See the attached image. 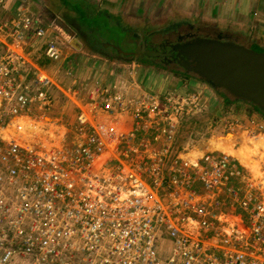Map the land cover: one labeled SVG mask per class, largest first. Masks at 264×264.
<instances>
[{"label":"built area","instance_id":"built-area-1","mask_svg":"<svg viewBox=\"0 0 264 264\" xmlns=\"http://www.w3.org/2000/svg\"><path fill=\"white\" fill-rule=\"evenodd\" d=\"M27 1L0 17V111L35 124L54 110L55 79L29 70L31 56L62 61L79 47L51 37ZM73 88L72 136L32 147L0 137V264H264V182L231 156L183 160L173 145L201 95L175 90L159 102L102 84L80 103Z\"/></svg>","mask_w":264,"mask_h":264},{"label":"rangeland","instance_id":"rangeland-1","mask_svg":"<svg viewBox=\"0 0 264 264\" xmlns=\"http://www.w3.org/2000/svg\"><path fill=\"white\" fill-rule=\"evenodd\" d=\"M67 2H63V0H28L27 3L36 15L42 18L44 23L46 22V25L58 24L61 26L62 24L66 28L61 27L62 34L66 36H71L70 34L72 32V36L78 41L77 46L79 50L84 45L93 50L99 49L97 51L98 54L96 53L97 55L83 50L85 56L82 60H77L75 63L68 62L69 64L65 62L69 66L71 64L77 66L79 70L77 73L82 77L84 82H79L83 84L82 90L79 89L80 86L78 87V85L73 88L74 91L78 90V100L80 103L89 99L95 86L103 84V78H110V81L115 83L113 79L118 76L123 79V83L119 89L130 86L129 91H123V95L127 97L129 95V97L137 96L142 99L150 97L157 98L159 102H162V97L169 91L178 90L180 93L197 92L202 98V111L194 115H188L187 113L181 114L178 124V137L173 144L178 149V156L183 158V160L195 161L197 158L199 160L209 152L219 154L227 153L229 156L235 158L228 152L212 147L213 145L211 143L219 142L221 139H230V141L236 143V147H241V145L243 147L246 138L259 134L264 135V114L257 112L253 104L241 100L237 101L233 96H230V99L231 101L235 100V103H227L215 88L201 80L197 75L184 72L177 63L169 62L170 64L165 69H161L156 65L149 66L138 62L136 63L132 53L122 54L123 59L112 57L113 55H121V51L125 52L124 48L128 50L132 49L131 51L135 50L137 44L141 42V39L146 40L150 47L163 51L161 47H166V50L170 49L171 43L176 41L180 35L187 36L193 33L203 37H215L216 35L222 34L226 37L229 35V31H236V28L240 26L235 16L242 13L235 14V11H233L234 7L229 8V11L231 9L230 16H233V19L229 20L226 17L224 22H222L220 17L221 13L219 14L221 3L217 2L218 5L215 0H67ZM89 5H95L96 7H102L107 10L110 13L109 15L115 18L111 22L112 24L119 23L118 19H120L126 27L130 26L132 29L125 32V34H123L124 32H120L123 35L118 36L114 32H111L112 34L109 33L110 30H106L104 26H102L104 29L102 27H100L101 29L91 28L79 16L87 11L85 8H90ZM79 10H82L81 13ZM229 11H227V14H229ZM252 25L246 27L255 29L256 27ZM71 26L76 30L80 29V31H74ZM242 27L246 30L245 25H242ZM78 33L82 35V42L78 38L79 36L77 37L79 35ZM91 34L93 35L91 36ZM95 36L97 39L98 37L102 39L100 41L99 39L95 40ZM103 40L113 42L116 48L110 47L109 43L103 44ZM253 49L260 50L258 47H254ZM70 52H72L71 55H76L77 50L66 51V53ZM135 52L137 51L135 50ZM156 62H159V60H156ZM124 63L127 65L136 63V65L131 66L130 69H124L119 66L123 69V72L119 73L121 69L117 67ZM84 66L87 68H83ZM186 76L189 77L187 78ZM124 89L126 90L128 88ZM54 100V109L58 113L62 112L60 113L64 118L62 122L65 123L64 125L66 127L53 126L51 129L56 134L62 135V137L63 135L69 134L72 136L73 130L71 128L76 121L78 105L64 91H54ZM21 118L26 122L24 125L32 123L27 117ZM121 118L123 121L132 124L133 117L121 115ZM172 118L175 120V116ZM177 119L178 117H176ZM14 120H12V117L5 110L0 111V137L4 136L8 139H14L18 143L29 147L35 146L41 141L47 143L45 137L39 140L36 139L40 134L42 136L49 135L48 132H43L46 128L44 119L33 117L36 126L42 132L31 133L29 138L26 137V140L18 136L20 129H17V127L16 129L13 128L14 125L12 124ZM171 121L166 120L163 123L169 126L168 123ZM117 124L116 128L120 129L123 122L118 121ZM7 134L12 136L9 138ZM200 164H203L201 160ZM245 169L247 173H252L251 176L253 177V172L248 167H245ZM167 198H169L168 195ZM234 209L228 207L224 209V212H232L235 211ZM230 218L236 220L237 215H231ZM170 249V244L163 242L161 251L168 253Z\"/></svg>","mask_w":264,"mask_h":264},{"label":"water","instance_id":"water-1","mask_svg":"<svg viewBox=\"0 0 264 264\" xmlns=\"http://www.w3.org/2000/svg\"><path fill=\"white\" fill-rule=\"evenodd\" d=\"M136 51L137 56L155 58L177 52L178 62L188 71L213 88L258 106L264 113V51L241 44L232 37L200 35L191 38L180 35L171 43L170 52L149 48L146 41L138 44Z\"/></svg>","mask_w":264,"mask_h":264},{"label":"crops","instance_id":"crops-1","mask_svg":"<svg viewBox=\"0 0 264 264\" xmlns=\"http://www.w3.org/2000/svg\"><path fill=\"white\" fill-rule=\"evenodd\" d=\"M210 1H214V0H210ZM215 2H216V4H218L217 2L221 3L219 14L221 13L220 17H221L222 22H224V19L226 17L229 20L233 19V16H230V12H231V9L229 11L230 7H232V8L234 7L233 11H235V14L236 13H242L240 15L235 16V19H237V21H239L238 22V24H240L239 28H236V31H229V32H228V30H229L228 29L227 32L229 33V35L226 36V38L232 37L235 41L242 43V44H244V41H246L244 45H247V46L252 47V48L258 47V48H260V50H258V51H264V0H219V1L215 0ZM189 4H190V2H189ZM18 5H21L20 0L10 1L8 3V10L4 9V8H2L0 10V17L5 16V15L15 14L16 13V7L18 8ZM218 5H217V7H218ZM40 8H41V6H40ZM236 9H240V10H236ZM36 10H37V8H36ZM227 11H229V14H227ZM35 15H36V13H35ZM36 16H38V15H36ZM39 18L44 23L42 18L41 17H39ZM241 24L245 25V27L251 26L253 24L252 26H255L256 28L255 29H251V28L249 29V27L248 28L246 27V30H244ZM47 26H48V31L50 32L49 34H51V37H54V36L65 37V35L62 34L63 32H62L61 27H64L62 24H61V26L58 24H54L52 26L47 24ZM70 35H72V32ZM220 35H222V34H220ZM78 36H80V35H77V37ZM78 38L80 39L81 42L83 41L81 36ZM82 45H83V43H82ZM39 47H40V44L37 47V49H39ZM83 50H87V51L93 53L94 55L96 53L98 54L97 50H93L92 48H88L87 46L84 45L82 49L77 51L76 55H71L72 52L66 53V56L64 57V59L62 61H54V60L46 58L42 54L38 55V56L34 55L37 52L40 53L43 51V50H37L31 56V60L28 63L27 68L29 70L33 71L34 73L37 72L38 70L48 71L50 73V75L55 79L54 80L55 81L54 91H70L69 89L73 86L75 87L76 85H78V87L80 86L79 89L82 90L83 84H81V83H84V82L82 80V77H80L79 74L77 73L79 71L77 66H74L72 64L69 66L66 63H68V62L75 63L77 60H79V61L82 60V58L85 56L84 55L85 53H83ZM126 53L127 52H125L123 55H126ZM73 57H74V59H73ZM112 57H114V55ZM44 62H45V64H44V66H42V63H44ZM136 63H137V61H136ZM136 63H134V64L131 63L130 65H127L125 63L120 64V65H118L117 68L118 69H121V68L130 69L131 66L136 65ZM92 65L95 66L94 64H92ZM83 68H87V67L84 66ZM122 70L123 69H121V72H119V73H122L123 72ZM33 72H31V74H33ZM117 76H118V74H117ZM102 80H103V82H102L103 85L116 86L117 88L120 87L123 83V79L120 76L115 77L113 79L115 83H112V81H110L111 80L110 78L109 79L103 78ZM74 81L77 82L76 85L74 84ZM79 82H81V83H79ZM84 86H86V85L84 84ZM90 87H92V86H90ZM76 91H78V90H76ZM60 113H62V112H60ZM60 113H58V111H56L54 109L52 112H50L45 117L44 125L46 128H45V130H43V132L44 131L46 133L48 132L49 135H46V136L43 135L42 136L40 134V135H38V137H36V139L39 140L40 138L43 139L44 137L51 139L54 137L55 140H57V141L62 140V138L65 135H63V137H62V135L56 134V132L55 131L53 132L51 129L53 126H56V127H64L65 126L66 127V125H64L65 123L62 122V120L64 119L62 117L63 115H61ZM36 116L39 117L38 115H36ZM16 119H19V118H16ZM16 119H15V121H16ZM15 121H14V123H16ZM59 122L60 123L62 122L63 124L62 123L56 124ZM124 125H125L124 126L125 128L132 126L130 123L124 124ZM122 128H123V125H122ZM67 131H68V129H67ZM198 189H201V186H199Z\"/></svg>","mask_w":264,"mask_h":264},{"label":"bare ground","instance_id":"bare-ground-1","mask_svg":"<svg viewBox=\"0 0 264 264\" xmlns=\"http://www.w3.org/2000/svg\"><path fill=\"white\" fill-rule=\"evenodd\" d=\"M15 122L20 124V127H19L20 132H19V134L18 133L17 134L23 140L24 139L26 140V137L29 138V135L32 132H34V133L42 132V130L38 126H36V124H34L33 122L30 124L24 125V124H26V122L22 118H19ZM13 125H14L13 128L16 129V127H17L16 124H13ZM7 135L9 138H10V136H12L9 134H7ZM211 144L213 145L212 147H215L216 149H220L224 152H228V153L232 154L235 158L238 159V161L244 167H246V168L248 167L250 169V171L253 172V177H255L258 180L264 181V135L263 134H259V135H256L254 137L246 138L243 147H242V145H241V147H236V143L235 142L233 143L232 141H230V139H228V140L221 139L219 142H215V143H211ZM215 148L214 149L212 148V149L216 150ZM225 155H228V154L226 153Z\"/></svg>","mask_w":264,"mask_h":264},{"label":"trees","instance_id":"trees-1","mask_svg":"<svg viewBox=\"0 0 264 264\" xmlns=\"http://www.w3.org/2000/svg\"><path fill=\"white\" fill-rule=\"evenodd\" d=\"M63 2H67V0H63ZM67 4H68V2H67ZM73 7H74V5L73 4H71ZM90 6V5H89ZM76 9H78V8H76ZM89 9V10H88ZM85 10H87L85 13H82L81 15H79L80 16V18L81 19H83L84 21H85V23H87V24H89V26H91V28H95V29H97V28H99V29H101L100 27H102V26H104V28L106 29V30H110V32L109 33H116V34H118V36L119 35H123V34H125V32H128L129 30H131L132 28L129 26H127L126 27V25H124V23L123 22H121V20L120 19H118V22L119 23H114V24H112L111 22L115 19L114 17H112V15H109L110 13L107 11V10H105L104 8H102V7H96L95 5L93 6V5H91L90 6V8H85ZM81 11L82 10H79V12L81 13ZM116 21V20H115ZM72 27V26H71ZM73 29H74V27H72ZM103 28V27H102ZM103 28V29H104ZM75 31H80V29L79 30H76V29H74ZM120 32H124L123 34H121ZM93 33H95L94 31H93ZM111 33V34H112ZM79 35H80V33H78ZM93 34H91V36H92ZM81 36V38H82V35H80ZM79 36V37H80ZM90 38V37H89ZM95 38V40H98L99 39V41L102 39V38H100V37H98V39L96 38V36L94 37ZM85 40V39H84ZM104 41V40H103ZM105 43H109V45H110V47H113V48H116L115 46H114V44H113V42H111V41H104L103 42V44H105ZM102 45V44H101ZM94 48H96V47H94ZM97 51L99 50V49H96ZM132 50V49H131ZM130 49L128 50V49H126V48H124V51L125 52H130V53H132V55L134 56V60L135 61H137L138 63H140V64H145V65H149V66H151V65H156V66H159V68H161V69H165L170 63L167 61V60H165L164 58H159V57H149V56H147V55H138V56H135V53H134V50L133 51H131ZM100 51H102V50H100ZM119 53V52H118ZM117 54V53H116ZM114 58H118V59H123V56H122V53H121V55L120 54H118V55H114ZM156 60H159V62H156ZM44 64H45V62L44 63H42V66H44ZM180 66V65H179ZM199 77V76H198ZM200 78V77H199ZM201 80H203V81H205L204 79H202V78H200ZM206 83H208L207 81H205ZM209 84V83H208ZM217 90V92H218V94L219 95H221L225 100H226V102L227 103H229V104H231V103H235V100H232L231 101V99H230V95L229 94H227V93H225V91H222V90H219V89H216ZM236 100L238 101V100H241V101H245V102H247L246 100H243V99H237L236 98ZM252 104V103H251ZM254 108H255V110L257 111V112H259V113H261V114H264L261 110H260V108L258 107V106H256V105H254Z\"/></svg>","mask_w":264,"mask_h":264},{"label":"flooded vegetation","instance_id":"flooded-vegetation-1","mask_svg":"<svg viewBox=\"0 0 264 264\" xmlns=\"http://www.w3.org/2000/svg\"><path fill=\"white\" fill-rule=\"evenodd\" d=\"M196 35H198V34H189V35H187L186 36V38H191L192 36H196ZM219 36H222L223 38H226V37H224L223 35H216L215 36V38H218ZM178 40V39H177ZM144 40L143 39H141V42H139L138 44H140V43H142ZM138 44H137V46L136 47H138ZM147 45H148V43H147ZM148 47H150L149 45H148ZM171 47V46H170ZM137 49V48H136ZM161 49H163V51H168V52H170V50H171V48L170 49H168V50H166L167 48L166 47H161ZM130 53V52H129ZM173 53V55L171 56V55H169V56H164V57H159V58H164V59H167V61L168 62H174V63H177L178 65H180V67L182 68V70L184 71V72H187V73H190V74H194V75H196L195 73H193V72H191V71H188L184 66H182L179 62H178V59H177V57H176V55H177V52H172ZM126 54H128V52L126 53ZM187 78L189 77V76H186ZM231 96V95H230Z\"/></svg>","mask_w":264,"mask_h":264},{"label":"clouds","instance_id":"clouds-1","mask_svg":"<svg viewBox=\"0 0 264 264\" xmlns=\"http://www.w3.org/2000/svg\"><path fill=\"white\" fill-rule=\"evenodd\" d=\"M21 1V3H22V0H20ZM28 2V1H27ZM27 5H28V3H27ZM29 6V5H28ZM18 7H19V5H18ZM29 8H30V6H29ZM17 7H16V11H17ZM30 10L32 11V13H34L33 12V10L30 8ZM35 14V13H34ZM49 25H51V24H49ZM52 26V25H51ZM144 40V39H143ZM144 41H146V40H144ZM148 46V45H147ZM149 48H152V47H149ZM135 50H136V48H135ZM135 50H134V53H135ZM129 53V52H128ZM141 55V54H140ZM135 56H137L136 54H135Z\"/></svg>","mask_w":264,"mask_h":264}]
</instances>
